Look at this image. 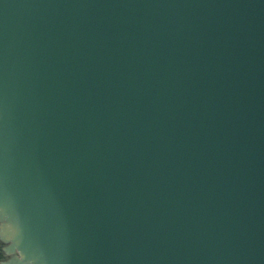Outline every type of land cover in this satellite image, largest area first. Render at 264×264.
Returning a JSON list of instances; mask_svg holds the SVG:
<instances>
[{"label":"water","instance_id":"95a60500","mask_svg":"<svg viewBox=\"0 0 264 264\" xmlns=\"http://www.w3.org/2000/svg\"><path fill=\"white\" fill-rule=\"evenodd\" d=\"M0 264H264V0H0Z\"/></svg>","mask_w":264,"mask_h":264},{"label":"trees","instance_id":"16d2710c","mask_svg":"<svg viewBox=\"0 0 264 264\" xmlns=\"http://www.w3.org/2000/svg\"><path fill=\"white\" fill-rule=\"evenodd\" d=\"M2 258H3V253H2L1 248H0V261Z\"/></svg>","mask_w":264,"mask_h":264},{"label":"rangeland","instance_id":"374dc122","mask_svg":"<svg viewBox=\"0 0 264 264\" xmlns=\"http://www.w3.org/2000/svg\"><path fill=\"white\" fill-rule=\"evenodd\" d=\"M2 247V243L0 242V248ZM2 251V250H1ZM3 253V252H2ZM2 260V259H1Z\"/></svg>","mask_w":264,"mask_h":264},{"label":"flooded vegetation","instance_id":"af4514ba","mask_svg":"<svg viewBox=\"0 0 264 264\" xmlns=\"http://www.w3.org/2000/svg\"><path fill=\"white\" fill-rule=\"evenodd\" d=\"M6 257H5V255H4V253H3V258L2 259H5Z\"/></svg>","mask_w":264,"mask_h":264}]
</instances>
